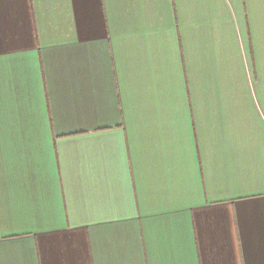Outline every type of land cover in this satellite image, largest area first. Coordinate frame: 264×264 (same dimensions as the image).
<instances>
[{"label":"crops","instance_id":"crops-1","mask_svg":"<svg viewBox=\"0 0 264 264\" xmlns=\"http://www.w3.org/2000/svg\"><path fill=\"white\" fill-rule=\"evenodd\" d=\"M0 264H264V0H0Z\"/></svg>","mask_w":264,"mask_h":264}]
</instances>
